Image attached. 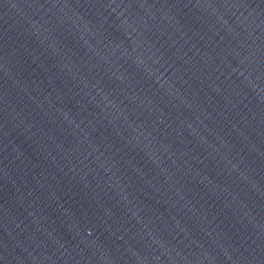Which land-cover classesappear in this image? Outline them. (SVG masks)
<instances>
[{"label":"water","instance_id":"obj_1","mask_svg":"<svg viewBox=\"0 0 264 264\" xmlns=\"http://www.w3.org/2000/svg\"><path fill=\"white\" fill-rule=\"evenodd\" d=\"M11 87L4 0H0V264H7L11 197Z\"/></svg>","mask_w":264,"mask_h":264}]
</instances>
